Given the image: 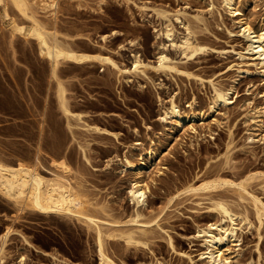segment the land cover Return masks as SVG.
<instances>
[{
    "label": "rangeland",
    "instance_id": "1",
    "mask_svg": "<svg viewBox=\"0 0 264 264\" xmlns=\"http://www.w3.org/2000/svg\"><path fill=\"white\" fill-rule=\"evenodd\" d=\"M57 1L59 12L62 10L59 20L71 32L80 30V33H90L92 42L98 45L104 44L101 41L102 35L111 34L114 30L124 32V37L109 39L107 47L112 51H117L118 44L136 42L133 47L128 45L129 50L122 51L117 58L120 64L128 67L134 59L132 55L136 53L143 60L153 61L159 52L162 41L156 39L154 29L160 28L161 21L154 9L164 7L174 12L183 11L189 17L200 15L207 22L208 30H198L196 35L214 50L199 55L195 60L181 62H189V67L192 66L190 70L205 80L204 86L196 80H185L181 76L180 79L177 74L163 76L155 73L149 74L152 81L131 77L132 82L121 79L120 83L107 67L99 64L91 67L65 65L62 71L65 72L63 78L68 82L67 88L73 97L71 101L75 111L87 112L90 114L88 116L92 115L88 117V122L118 136L86 134L84 137V133L83 137L91 143L88 148L91 164L84 163L80 150L72 146L74 154L68 163L72 169L71 175L74 177L78 172L77 176L83 175L82 187L91 201L106 203L112 215L110 220L122 223L115 227H140V224L128 223L137 214L141 215L139 221L151 222L147 226L153 230L151 249L128 248L119 238H116L117 241L108 239L107 248L111 258L118 264H212L207 254L214 248L208 242L210 235H206V231L218 235V226L228 227L230 222L209 210L211 203L206 200L208 197L186 195L182 189L195 179L196 185H201L217 171L228 178L248 171L264 172V67L255 59L256 55L249 51L247 33L242 28L245 22L253 27L263 25L264 0H237V9L242 11L243 16L226 13L219 6V0L215 4L218 9L214 10L210 0H105L102 4H99L100 0H88L86 8H77L75 0ZM143 5L148 7L141 9ZM1 13L2 10L0 33L7 37L11 34L12 26L2 22ZM83 23L89 25L86 30H83ZM177 30L178 35L184 32L179 24ZM83 44L79 45L82 52ZM23 46L17 48V67L20 69V72L17 71V86L10 77L15 69L10 48L7 47L8 66L4 68L0 62V78L4 75L7 93L15 95L22 106L26 102L32 105V101L41 100L43 107L36 109L37 114L44 111L46 99H50L52 103L48 106H53L55 122L62 121L55 107L54 85L49 83L48 77H40L38 74L45 62L35 59V55L30 52V44ZM21 49L27 51L29 60L22 55ZM46 67L49 68L48 65ZM245 70L247 74L243 72ZM27 72L30 75H26ZM215 84L216 87L220 85L224 89H231L233 102L228 108L221 106L215 115H206L203 121L195 122L194 130L187 125L183 130L173 131L171 119L167 122L161 120L170 109L172 101L184 110L190 109L189 105L194 102L196 109L206 112L213 105ZM6 118L8 121L0 122V126L19 122L13 114H8ZM39 118L37 116L35 119ZM1 132L0 147H9V141L24 140L8 138ZM137 142L142 143L137 148L143 151L151 146L158 149L155 161L142 176L149 190L146 204L139 207L132 201L130 194L137 177L133 171L123 172L125 156L136 159L140 154L134 149ZM60 159L57 158L58 161ZM49 167L42 170L46 177H51V170H54L51 165ZM253 184L252 191L264 201L263 180ZM225 188L226 193L224 189H220L224 193L219 190L216 192L224 195L233 208L252 211L248 202H240L232 190ZM178 192L183 194L178 197ZM6 203L0 195V247L5 242L1 264H103L93 238L95 232L89 231L76 218L52 216L48 221L35 217L29 211L16 214V207ZM252 220L255 225L251 231L245 227L243 232L238 231V243L226 244L224 250L228 251L225 254L232 258L234 264H264V227L256 230L258 223L254 217ZM7 228L12 232L5 239L3 236Z\"/></svg>",
    "mask_w": 264,
    "mask_h": 264
},
{
    "label": "bare ground",
    "instance_id": "2",
    "mask_svg": "<svg viewBox=\"0 0 264 264\" xmlns=\"http://www.w3.org/2000/svg\"><path fill=\"white\" fill-rule=\"evenodd\" d=\"M75 1L77 2L75 3L77 8H86L89 5L87 3L88 0ZM104 1L100 0L99 4H102ZM219 1L220 5H218L226 13L229 12L233 15L243 16L242 11L239 8L237 9V5H239L237 0ZM216 2L218 1L210 0V6L213 7V10L214 8L218 9V6L215 7ZM147 7L143 5L140 8L145 9ZM0 10H2V22L11 24L12 26L11 34L7 37L5 34L2 33L1 35L0 33V62L2 66L4 68L8 66L7 51L10 48L11 58L13 60L12 66H15L14 71H10V77H12L11 81L14 85L17 86L19 77L17 71L20 72V69L17 67V58L19 57V50L17 48L20 45L30 44V47H32L30 52L35 55V59L37 58L39 62L43 61L46 63H41L42 65L38 70V74L40 77H48L49 83L54 85L55 107L62 117V121L55 122V114L52 112L53 106H48L52 103L50 99H46L45 109L42 113L39 111L40 114H37L38 110L36 109L43 107L41 100L37 99V101L33 102L30 99L32 105L26 102V105L22 106L15 95L13 96V94L7 93V84L2 74L3 77L0 78V122H7L8 119L6 117L8 114H13L18 117L19 122L9 126H0V130L3 132V136L24 140H21L23 143L18 140L9 141L7 143L10 144L9 147L3 145L0 147V195L7 203H12L16 207V214H24L25 211H29L28 213H33L35 217L39 216L48 221L52 216L69 219L74 217L79 222L85 224L89 231L92 230L95 232V236L93 237L95 240H93L96 242L100 261L103 264H118L108 253V239H113L114 241L116 238H119L125 242L128 248L133 247L138 250L140 247H146L151 249V234L153 230L147 227L151 222L139 221L138 219L141 218V215L137 214L135 218L131 217L132 219H129L130 221L128 223L140 224V227H115L120 222L110 220L112 215L107 209L106 203H93L89 198L90 196L85 192L86 190H83V175L77 176L79 172H75L77 174L74 177L71 175L72 169L68 163H70L69 160L73 158L74 154L72 152V146H77L80 150L84 163L91 164L88 153V148L91 143L84 138L87 136L86 134H89V136L94 134L112 135L115 138L118 136L106 128L88 122V117L90 118L92 115L88 116L90 114L87 112L75 111V107L72 104L73 101H71L73 97H71L72 95H70L71 93L67 88L68 82L65 80L66 78H63L65 72L63 73L62 68L65 65L91 67L99 64L101 67H107L120 83L121 79L124 82H132L131 77H142L143 79L152 81L149 74L155 73L163 76L177 74L179 78L181 76L182 79L185 77V80L186 78L188 80H196L204 86L205 80L190 70L192 66L189 67V62H185L186 64L181 62L182 60H195L199 55L214 50L206 41L205 43L204 40H199L196 35L198 30H208L207 22L200 15L189 17L183 11L174 12L164 7L154 9L156 16L161 21L160 28L154 29L156 39L162 41L159 52L153 61L143 60L141 55L136 53L132 55L134 59L131 66L128 67L120 64L117 58L121 56L120 53L122 51L129 50L127 49L128 45L133 47L136 42L128 41L127 45L122 43L118 44L117 51H112L107 47L109 39L124 37V32L114 30L111 34L102 35L101 41L104 43L102 45L92 42L90 33H88L89 35L87 33H80V30L78 32H71V29L67 28L61 19L59 20V13L62 10L59 12L57 0H0ZM49 13L50 15L48 16L47 14ZM178 24L183 28V34H177ZM262 24V26L253 27L250 23L245 22L242 28L247 33L249 51L256 55L255 59L259 60L264 67V20ZM82 25L85 26V28L82 27L83 30H86L89 26L85 23ZM75 26L77 28V25ZM81 43H85L82 47H84V50H89L90 52H84V50L82 52L79 47ZM90 45L94 48L90 47ZM21 52L28 60L30 59L26 53L27 51L25 52L21 49ZM16 56L18 57L16 58ZM243 72L245 74L248 73L247 70ZM28 73L26 75H30ZM22 74L23 78H25L24 73ZM19 81L21 82L20 79ZM230 90L224 89L220 85L216 87L215 84L213 105H210L206 112L202 109H196V106H193L194 102L189 105L188 108L190 109L184 110L172 101L170 109L165 112V116L163 118L161 117V120L163 119L167 122L171 119L172 121L170 120V123H172L173 131L183 130L187 125L191 126L194 130L195 127L193 124L195 122L203 121L206 115H215L214 113L218 112L217 110L221 106L227 108L230 106L231 102H233L232 97H230ZM34 107L35 109L33 110ZM261 111L263 112V110ZM37 116L40 117L38 120L35 119ZM54 122L56 123L55 125ZM137 146H142V143L137 142L134 146V149L136 148L140 154L136 159L125 156L123 172L133 171L137 177L132 184L130 194L132 201L139 207L146 204V195L149 190L148 184H146L142 176L144 171L149 169V166L155 161L158 155V149L151 146L149 149L143 151L142 148L138 149ZM57 158L61 159L58 161ZM46 163H49L54 169L51 170V177H46L42 171L49 167ZM217 172L216 174H211V179L204 182L201 181L202 184L199 186L194 182L196 179L192 182L189 181V183L184 185V189L182 190L186 195L191 194L192 196L208 197L206 200H209V203H211L208 206L210 208L209 210L215 211L222 218L229 220L230 225L228 227L218 226V235L211 233V231H206V235H210L208 242L214 248L207 256L212 264H234L231 260L232 258L225 254L228 251L224 250L226 244L238 243L240 237H238V231L243 232L245 228L251 231L255 225L254 219L252 220L253 217L258 223L256 230H262L261 227H264V201L251 189L255 181L261 179L264 182V172L248 171L245 174L235 175L233 178H228L227 175H221ZM258 186H261V184ZM225 187L229 188V191L232 190L240 202H248L247 205L249 204L252 209L250 211L251 213L245 207L243 211H239L235 207L233 208V205L226 197L220 194L224 193L220 189L223 188L225 191ZM218 190L220 193L216 192ZM180 194L183 193L181 192ZM180 194L178 192V197ZM236 205L238 206V203ZM251 214L253 215L252 218ZM11 232L10 228H7V233L3 237L5 239L8 238ZM4 246L5 242L0 247V264L5 254ZM158 264L162 263L159 262Z\"/></svg>",
    "mask_w": 264,
    "mask_h": 264
}]
</instances>
